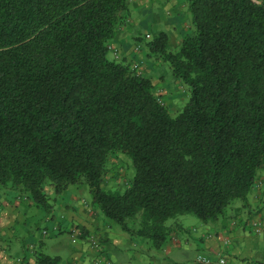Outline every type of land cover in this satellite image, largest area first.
I'll list each match as a JSON object with an SVG mask.
<instances>
[{"label": "trees", "instance_id": "obj_1", "mask_svg": "<svg viewBox=\"0 0 264 264\" xmlns=\"http://www.w3.org/2000/svg\"><path fill=\"white\" fill-rule=\"evenodd\" d=\"M129 1L0 0V186L47 212L46 185L84 181L106 218L160 248L167 220L247 204L264 168V0H187L192 30L175 50L165 31L144 36L188 88L174 116L140 59L108 57ZM116 152L134 168L123 191L104 184Z\"/></svg>", "mask_w": 264, "mask_h": 264}, {"label": "crops", "instance_id": "obj_2", "mask_svg": "<svg viewBox=\"0 0 264 264\" xmlns=\"http://www.w3.org/2000/svg\"><path fill=\"white\" fill-rule=\"evenodd\" d=\"M164 7L169 9L170 17L163 16ZM187 10V3L182 0H130L128 10L122 14L124 19L110 41L109 52L113 55L118 52L127 60H142L152 79L156 65L164 63L145 57L144 48L132 52L128 39L135 32L139 36L149 30L158 32L154 30L157 27L151 26L164 21L162 31L168 34V47L175 50L192 27ZM180 15L184 18L185 32L179 26ZM169 71L175 78L170 68ZM45 191L51 204L47 212L27 194L0 186V264H36L35 252L39 249L58 257L59 264H195L197 254L211 259L224 256L227 264H264V168L257 172L247 204L234 201L214 221L203 222L188 213L167 220L170 234L160 248L144 237L129 235L102 216L99 208L87 201L84 181L60 194H55L50 184L45 186ZM38 220H41L39 225ZM43 220L52 224L50 231ZM254 221L261 222L260 232L255 231ZM72 228L83 230V235L73 239ZM89 236L98 241L99 247L92 245ZM47 247L53 254L46 251Z\"/></svg>", "mask_w": 264, "mask_h": 264}, {"label": "rangeland", "instance_id": "obj_3", "mask_svg": "<svg viewBox=\"0 0 264 264\" xmlns=\"http://www.w3.org/2000/svg\"><path fill=\"white\" fill-rule=\"evenodd\" d=\"M182 1L187 3V0H182ZM161 2H163V1H161ZM164 11L165 12H162L164 17H167V16L170 17L171 16L170 13L168 14L169 9L165 10V7H164ZM186 14L190 16V12H188V10L186 11ZM179 18H180L179 19V26L183 28L184 27L183 25L185 24L183 15H180ZM123 19H124V17H123ZM164 23H165L164 21H159L158 24H155V25L152 24L153 26H151V27H153V28L157 27V28H154V30H156V29L164 30V28H165ZM190 23L188 22L187 24H190ZM183 30L185 32L184 28H183ZM191 30H192V27L190 29V32H191ZM153 32L151 30H149L146 33H141L140 37L142 39H140V40L137 38V37H139L138 32H135V33H133V35H131V37L128 39V41L131 45L135 44L136 42H139L140 46H141L140 51H142L143 48L145 50V57H147L148 59L153 58L154 60H158L157 57L149 55L147 53L146 48H145L144 36L148 38L153 34ZM190 32L187 31V34ZM110 52L108 53V57L112 58V53H110ZM152 62H153V64L156 65L155 61L152 60ZM156 67H157V70L154 73H152L153 76H151L152 77L151 80H153L152 83H153V87H154L153 88L154 93L159 98V100L162 103H164V105L167 106L171 115L174 116L181 110V108L183 107L185 102L188 100V97H189L188 88L186 87V85H184L178 79L172 78L171 73L169 71V67L166 63H164V65L161 63V65H156ZM146 68L147 67L144 66V64H142L136 73L139 75H145V76L149 77L150 76L149 74L151 71H147ZM133 172H134L133 165L127 157H125L122 153H119V152L111 153L108 157V175L105 179V183H104L105 187L122 191L123 188L126 186V184L129 182V180L131 179ZM85 185H86V183H85ZM86 195H87V201L89 203L92 202V198H91V195L88 191L87 185H86ZM100 214H102V213L100 212ZM188 214H190V216H193L194 218H196L195 215H193L191 213H188ZM102 216H103V214H102ZM40 221L39 220L37 221L38 225L41 224ZM43 221H44V225H45V223L47 221L46 220H43ZM51 225L52 224L50 222L46 223V226H47L46 230H49ZM62 235L65 237L67 236L66 233H62ZM47 244H49V242ZM46 251H48V253H50V254H53V250H51L49 247L46 248Z\"/></svg>", "mask_w": 264, "mask_h": 264}, {"label": "built area", "instance_id": "obj_4", "mask_svg": "<svg viewBox=\"0 0 264 264\" xmlns=\"http://www.w3.org/2000/svg\"><path fill=\"white\" fill-rule=\"evenodd\" d=\"M140 49V45H134V51H139ZM114 55L116 58L121 57L120 54H118L117 52H114ZM143 64L142 60H139L138 62H134L132 65V68L137 72L139 70V68L141 67V65ZM261 222L259 221H254L253 222V227L255 229L256 232H260L261 231ZM44 233H46V231H44ZM71 237L73 239L79 238L83 235V230L79 229V228H72L70 231ZM89 240H91L92 245L97 248L99 247V243L96 239H94L92 236H89L88 238ZM195 264H227V259L224 256H218L216 259H211L210 257L203 255V254H197L195 259H194Z\"/></svg>", "mask_w": 264, "mask_h": 264}]
</instances>
